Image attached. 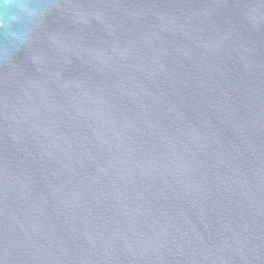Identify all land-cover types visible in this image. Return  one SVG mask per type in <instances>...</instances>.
Returning a JSON list of instances; mask_svg holds the SVG:
<instances>
[{"label":"water","instance_id":"1","mask_svg":"<svg viewBox=\"0 0 264 264\" xmlns=\"http://www.w3.org/2000/svg\"><path fill=\"white\" fill-rule=\"evenodd\" d=\"M0 264H264V0H0Z\"/></svg>","mask_w":264,"mask_h":264}]
</instances>
